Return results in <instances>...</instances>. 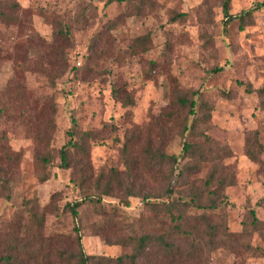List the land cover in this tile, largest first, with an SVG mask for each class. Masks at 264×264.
Wrapping results in <instances>:
<instances>
[{"label": "rangeland", "instance_id": "obj_1", "mask_svg": "<svg viewBox=\"0 0 264 264\" xmlns=\"http://www.w3.org/2000/svg\"><path fill=\"white\" fill-rule=\"evenodd\" d=\"M107 1L17 0L19 25L0 24L6 57L0 62V253L20 264H75L79 236L87 255L123 256L131 248L120 238L167 233L179 214L189 235L180 244L188 256L177 264H264V229L218 248L224 236H211L216 225L240 233L250 209L264 223V165L245 155L247 136L252 140L256 131L264 161V95L258 93L264 89V6H258L264 0H227L233 19L226 30L225 0H151L140 14ZM57 21L69 27L68 42L56 36ZM113 87L129 92L133 104L121 106ZM193 93L197 112L202 106L209 113L196 143L205 147L204 137L218 143L214 159L221 158L220 147L230 150L208 188L214 164L179 157L187 139L179 121L187 108L176 111L175 101ZM71 130L97 133L88 141L85 166L76 169L61 167L58 153ZM147 141L177 158L173 202L195 200L173 217L152 206L170 201L162 173L152 176L140 158ZM218 179L227 183L219 192ZM210 199L220 206L212 208ZM74 203H80L77 217L67 206ZM245 243L248 252L240 246ZM145 263L168 264L160 258L138 264Z\"/></svg>", "mask_w": 264, "mask_h": 264}, {"label": "trees", "instance_id": "obj_2", "mask_svg": "<svg viewBox=\"0 0 264 264\" xmlns=\"http://www.w3.org/2000/svg\"><path fill=\"white\" fill-rule=\"evenodd\" d=\"M120 2H125L129 7H131L136 14L142 13L143 10L147 6L151 5V0H118ZM108 2H111V0H108ZM259 7L264 6V2H262ZM22 12V9L17 2V0H0V24L9 27V26H16L20 23L19 14ZM223 13L225 17L227 18L224 21V30H226L227 24H229L233 17L228 12V1L225 0L223 4ZM247 18V16H245ZM241 20H244V16H241ZM57 25L59 26V30L56 33V36L59 39H62L64 42L69 41V27L63 23V21H57ZM5 43V41H2ZM15 46V45H14ZM48 47L51 49L52 46L48 45ZM4 49L2 45L0 44V62L6 57H2L4 53ZM247 91H250L247 89ZM113 97L116 101L121 103V106L123 107H129L133 104V101L131 99L130 93L126 92L124 88L122 87H113L112 88ZM258 93L261 95H264V89L258 90ZM196 98H198L196 93H193L191 95V98L189 99L186 95H178L175 101V107L176 111L183 110L187 108V114L179 121V126L181 128L182 135H186V141H184L182 145V153L179 155L181 159L191 157V158H197V164L201 162L206 163H213V169L208 173V176L206 177L204 184L206 188L210 186V184L213 183L214 180L217 178L218 169L216 167L219 166V161H221L224 158H227L230 156V150L227 149V147H220L221 158L214 159V156H212L211 148L212 146L216 147L219 145L218 143H214L211 139L208 137H204L206 144L204 145H198L196 143V140L198 139L199 135H197V131L200 127L205 125L207 123V119L209 117V113L207 112V109L204 107H200V109L196 110ZM264 104V100L262 101ZM3 113V110L0 108V114ZM197 113V114H196ZM170 114L174 113H168L167 116L169 118ZM193 116V117H192ZM258 133L255 131L251 133V138H248L245 144V155L251 160L259 164L260 167H263L264 161L260 159V155L262 153V145L258 142ZM69 139L66 145L62 146L58 153L61 160V167L63 168H72L76 169L78 166L81 168L82 164L85 166V160L87 162L88 158V141L93 140L96 138L97 133L91 132V131H79V130H71L68 133ZM122 153H123V159L125 164L129 166V150L126 145L122 147ZM140 158L143 160V163L147 164V171L154 175H158L162 173V178H165L166 185H165V196L166 200L170 201V203H163V202H155L152 203V206L154 209H163L167 212H169L172 217V211L176 208H179L180 205L183 206H192L195 205V200L192 199H186V197H180V205L173 202V193H174V187L172 185L173 181H176L175 173H177V168L174 167V165L177 163V158L173 156H167L164 154V151L162 149V146L160 144L153 145L150 142H146L145 145L140 150ZM41 161H48V159L45 156H42L40 158ZM160 161L159 164H161V169L157 170L156 164H158V161ZM169 167L167 171V177L166 173H163L164 167ZM198 167L194 165L193 167H189L191 170H196ZM160 172V173H159ZM179 176L181 172L178 173ZM178 177V176H177ZM111 178L114 179V181L117 182L119 186H122L123 183L120 181L117 171L111 170ZM180 178V177H178ZM218 192L221 191V188L225 187L227 185L226 181L219 180L218 179ZM77 184L84 185L85 181H77ZM95 184L98 186L99 181H95ZM109 185V183H108ZM107 185V186H108ZM126 188L131 189V184L128 185ZM218 192L216 195L218 196ZM196 194V193H195ZM197 195V194H196ZM198 197V196H197ZM88 198V197H86ZM210 204L212 208H218L220 206L219 201L210 199ZM225 204L227 202L225 201ZM173 207V209L170 207ZM68 209L73 217H77V208L80 206V203H74V204H68ZM179 211V210H178ZM33 220L36 222L38 221V226L42 224V220H38L37 217L32 215ZM173 218H176L177 221L170 230L167 233L160 234V235H152V234H140L136 235L135 233L129 234L127 237H122L119 240V244L129 246L131 248V251L127 255L118 256V257H97L95 255H87L84 253L82 246L80 244V237H77L78 242V253L74 255V261L75 264H138L140 263V260H144L146 262V259L149 258H160L167 260L168 264H177L180 262V260L185 259L188 255L185 251L183 253L180 244H183L182 242L188 238L189 233L185 231L182 228V225L184 223V219L181 215H174ZM213 234L211 235L212 238L216 234H221L224 236V239L220 238L215 243V248H218L219 246H226L224 240L228 241H237V236L242 238H249L254 233H260L264 229V223L259 220L254 212V210H249L247 212V215L243 221L242 229L240 233H230L226 231L225 229H222L221 226L216 225L214 228H212ZM76 230V233L78 235V230ZM215 234V235H214ZM219 236V235H217ZM179 240V241H178ZM182 240V241H180ZM186 242V241H185ZM195 246V245H194ZM193 246V247H194ZM241 248L248 252L249 246L247 243L240 245ZM233 249H235L234 246H231ZM187 264V261H185ZM0 264H20L16 260H14L10 255H3L0 253ZM30 264V263H29ZM33 264V263H31ZM36 264V263H35ZM147 264V263H145Z\"/></svg>", "mask_w": 264, "mask_h": 264}]
</instances>
